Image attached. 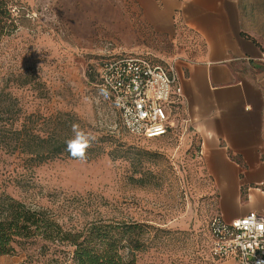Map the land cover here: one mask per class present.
<instances>
[{
    "label": "rangeland",
    "instance_id": "rangeland-1",
    "mask_svg": "<svg viewBox=\"0 0 264 264\" xmlns=\"http://www.w3.org/2000/svg\"><path fill=\"white\" fill-rule=\"evenodd\" d=\"M19 30L0 43V124L51 133L59 115L96 138H114L98 157H59L40 165L0 147V189L67 227L105 219L150 225V247L137 264H217L209 224L219 192L190 127L137 139L98 88L101 61L118 54L154 63L195 61L205 46L192 31L151 27L135 0H20ZM73 135V133H72ZM71 135V136H72ZM113 137H111V136ZM72 248L21 240L0 264H71Z\"/></svg>",
    "mask_w": 264,
    "mask_h": 264
},
{
    "label": "crops",
    "instance_id": "crops-1",
    "mask_svg": "<svg viewBox=\"0 0 264 264\" xmlns=\"http://www.w3.org/2000/svg\"><path fill=\"white\" fill-rule=\"evenodd\" d=\"M135 1L151 27L181 25L203 42L197 60L170 65L183 113L219 192L220 215L264 217V0Z\"/></svg>",
    "mask_w": 264,
    "mask_h": 264
},
{
    "label": "trees",
    "instance_id": "trees-1",
    "mask_svg": "<svg viewBox=\"0 0 264 264\" xmlns=\"http://www.w3.org/2000/svg\"><path fill=\"white\" fill-rule=\"evenodd\" d=\"M19 2L0 0V43L20 28L14 12ZM72 123V118L61 114L52 132L44 136L29 133L28 125L19 128L15 123L6 122L0 124V147L11 154L22 152L34 165L59 157L74 159L66 150L65 143L72 137ZM116 142L109 136L98 137L92 147L87 149L86 159L98 157L107 144L113 143L117 146L110 155L114 160L123 158ZM150 227L147 223L105 219L80 227H67L50 211L28 206L0 189V256L12 254L15 244L21 240L41 238L52 244L71 247V264H137L138 255L150 247Z\"/></svg>",
    "mask_w": 264,
    "mask_h": 264
},
{
    "label": "built area",
    "instance_id": "built-area-1",
    "mask_svg": "<svg viewBox=\"0 0 264 264\" xmlns=\"http://www.w3.org/2000/svg\"><path fill=\"white\" fill-rule=\"evenodd\" d=\"M98 88L102 100L117 108L123 126L134 137L157 139L188 128L183 89L173 66L142 55H113L99 65ZM209 229L214 259L264 264L262 215L252 211L227 220L219 214L211 219Z\"/></svg>",
    "mask_w": 264,
    "mask_h": 264
},
{
    "label": "clouds",
    "instance_id": "clouds-1",
    "mask_svg": "<svg viewBox=\"0 0 264 264\" xmlns=\"http://www.w3.org/2000/svg\"><path fill=\"white\" fill-rule=\"evenodd\" d=\"M72 137L65 141L70 156L78 160H86L87 149L92 147L96 137L89 131L80 128L78 124L72 125Z\"/></svg>",
    "mask_w": 264,
    "mask_h": 264
}]
</instances>
